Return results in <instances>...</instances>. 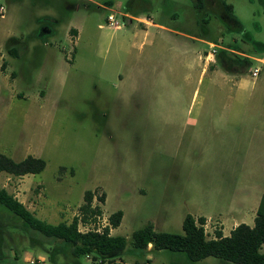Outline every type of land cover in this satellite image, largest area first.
<instances>
[{
    "label": "rangeland",
    "instance_id": "1",
    "mask_svg": "<svg viewBox=\"0 0 264 264\" xmlns=\"http://www.w3.org/2000/svg\"><path fill=\"white\" fill-rule=\"evenodd\" d=\"M207 1L200 13L196 0H0L6 9L4 19L0 14V152L47 164L27 178L0 173V186L51 224L70 223L92 191L93 205L107 216L125 214L113 236L130 239L150 223L156 231L182 234L185 217L197 214L206 194L240 180V164H225L227 149L211 144L205 130L191 146L189 119L208 126L212 118L204 110L221 112L231 86L220 79L214 84L210 74L199 80L194 59L210 47L193 38L218 47L210 71L221 67L223 49L264 59V0ZM222 2L232 6L243 31L224 18ZM128 7L157 25L148 27L144 45L143 37H134L135 20L119 16L123 29L107 27L111 10L123 14ZM10 39L21 41L19 58L7 52ZM249 61L261 75L254 90L253 71H245L254 96L244 106L264 109V64ZM226 167L234 174L221 186ZM263 167L255 160L246 172ZM22 227L0 209V264H29L28 258L51 264L47 252L57 244L34 245ZM130 248L111 264H231L214 257L193 262L169 250L138 256ZM66 256L56 255V262H67ZM83 264L95 262L90 256Z\"/></svg>",
    "mask_w": 264,
    "mask_h": 264
},
{
    "label": "trees",
    "instance_id": "2",
    "mask_svg": "<svg viewBox=\"0 0 264 264\" xmlns=\"http://www.w3.org/2000/svg\"><path fill=\"white\" fill-rule=\"evenodd\" d=\"M206 4H209L207 0H196L195 7L202 13ZM220 7L224 18L243 31L242 25L232 16V6L222 2ZM20 44L21 41L18 39H10L7 44L8 54L19 58L17 45L20 47ZM218 61L229 73L245 74L247 73L245 71L251 69L248 58L234 59L226 50L220 53ZM5 66L6 62L2 68ZM46 165L44 159L35 156L30 155L22 161H16L0 152V173L14 177L40 174L45 170ZM95 196V192L92 191L85 193L84 204L80 206L78 215L70 223L51 224L38 218L14 194L2 186H0V209L10 213L22 224L25 232L31 235L32 244L40 247L54 245L47 241L57 244L47 252L51 264H58L56 255H64V253L67 255V262L62 264H83L84 258L90 256L95 264H111L114 258L128 250L129 245L131 247L129 250L138 256H143L148 251L169 250L185 253L193 262L214 257L231 264H264V195L253 227L241 224L229 237L219 233L217 239H208L203 228L205 219L196 220L191 214H188L183 221L182 234L156 231L151 223L133 232L130 239L111 235L109 227L101 233L96 231L82 233L79 229L80 223L87 224L96 215L103 213L99 205L93 206ZM99 200L104 203L105 195L100 196ZM123 218V211L110 215L109 222L112 229L119 228ZM150 245L152 248L149 250Z\"/></svg>",
    "mask_w": 264,
    "mask_h": 264
},
{
    "label": "crops",
    "instance_id": "3",
    "mask_svg": "<svg viewBox=\"0 0 264 264\" xmlns=\"http://www.w3.org/2000/svg\"><path fill=\"white\" fill-rule=\"evenodd\" d=\"M0 14L1 18L4 19L6 16V9L4 7L0 8ZM125 14L132 17V20L135 21L143 17L140 11L132 8L127 10ZM136 24L137 27L133 31L134 37H143L142 45H144L150 35L148 27H155L157 25L152 22L151 26L143 28L139 27L140 23ZM159 28L168 30L164 26H159ZM193 40L208 45L213 44L203 39L193 38ZM226 51L230 52L235 58H239L240 56L264 64V59L262 58H252L231 50ZM203 53L198 52L194 59V63L200 70L199 80H203L210 74L214 84L218 81L221 82L220 80H223L222 82L226 85L231 84L229 87L230 96L228 98L231 104H228L227 99V103L221 112L213 109V107L205 109L203 112L205 116H209L210 120L212 118V122L208 126L200 127L197 119H189L190 123L193 124V133L190 140L191 146L198 144L201 132L205 130L206 134H208L207 137L211 139V144L219 142L220 145H223L227 149L225 157H223L225 164L234 162L240 164V169L236 171L239 174L238 178L240 180H236V182L234 180V183L230 186L228 185V188L223 191L220 187V189L215 190L213 193L206 194L197 205V214L192 215L196 220L199 218L205 219V224L208 227V239H217L219 233L224 237H229L241 224H246L250 227L255 225L264 195V167L262 173H259V171L257 173L246 171L248 166L255 162V160L264 163V109L261 107L249 109L244 106L254 96L246 81L247 74L229 73L219 66H214V70L210 71L208 65L210 62H214L215 57H212L213 59L210 58L211 60H206L207 53L204 56ZM256 70H259V73L257 76H254L253 73ZM250 71H253L251 77L254 79L253 83L255 84L253 89L256 90L261 70L259 68L252 70L251 68ZM259 93L260 96H264V84L259 89ZM195 96L196 94H194ZM206 96H209L211 99L214 94L207 93ZM249 116L252 118H248ZM222 119L225 121V125H223ZM226 169L227 172L221 182V186L234 174V171L230 174L228 167ZM28 176L22 178H27ZM102 214L107 215L104 212ZM114 230L111 229V234ZM151 248L152 245H150L149 249Z\"/></svg>",
    "mask_w": 264,
    "mask_h": 264
},
{
    "label": "built area",
    "instance_id": "4",
    "mask_svg": "<svg viewBox=\"0 0 264 264\" xmlns=\"http://www.w3.org/2000/svg\"><path fill=\"white\" fill-rule=\"evenodd\" d=\"M119 16H123V18H128V19H133L129 15H126L125 13L121 14L119 11L111 10L110 14L107 17V27L113 28L116 30H121L125 27V24L119 20ZM137 22H139L141 25L144 26H151L152 25V19L151 17H142L140 19H136ZM101 28H104L101 26ZM210 50L206 55V60H211L210 58H214L217 54V46L215 44H209ZM259 73V70H256L253 75L257 76ZM109 227L112 229L110 222H109V216L101 214V215H96L93 219L90 220L89 223L87 224H79V229L82 233H86L89 231H96V232H103L105 228ZM203 228L205 230V234L208 235V227L206 224L203 225ZM27 262L29 264H35L37 261L32 258H28Z\"/></svg>",
    "mask_w": 264,
    "mask_h": 264
}]
</instances>
